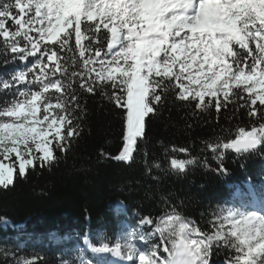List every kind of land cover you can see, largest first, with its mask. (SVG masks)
<instances>
[{
	"label": "snow or ice",
	"instance_id": "obj_1",
	"mask_svg": "<svg viewBox=\"0 0 264 264\" xmlns=\"http://www.w3.org/2000/svg\"><path fill=\"white\" fill-rule=\"evenodd\" d=\"M17 63L23 66L0 75L5 190L29 169L51 167L82 135L86 95L99 94L119 110L121 148L102 155L129 166L169 98L193 116L215 111L217 121L224 110L226 119L243 111L248 126L235 135L221 126L200 141L198 155L172 145L163 148L166 168L145 159V174L154 181L160 177L153 169L184 176L198 166L227 174L229 154L234 161L264 158V0H0V66ZM237 196L238 206L211 212L207 229L170 204L159 217L137 213L136 226L120 243L82 241L117 264H216L220 253L226 254L223 264H264V188ZM0 253L7 264L41 259Z\"/></svg>",
	"mask_w": 264,
	"mask_h": 264
},
{
	"label": "trees",
	"instance_id": "obj_2",
	"mask_svg": "<svg viewBox=\"0 0 264 264\" xmlns=\"http://www.w3.org/2000/svg\"><path fill=\"white\" fill-rule=\"evenodd\" d=\"M22 66H0V75ZM82 103L87 108L83 132L69 150L57 153L59 159L51 167L29 169L25 179L17 178L7 190L0 188V248L5 251L39 257L38 264H61L62 259L79 264L78 256L93 264H111L110 259L85 251L82 239L91 245L120 243L136 226L137 213L159 217L170 211V204L207 229L213 210L238 206L236 192L252 188L259 193L264 188V158L255 155L234 161L229 154L227 174L198 166L184 176L153 169L151 175L159 176L158 181L145 174V159L148 165L158 160L167 167L164 147L188 146L198 155L200 141L218 134L221 126L235 135L238 127L249 124L242 110L231 119H226L230 112L224 110L217 121L215 111L211 116H193L190 108L169 98L160 116L148 124L147 140L140 145L137 161L129 166L102 155L115 156L121 148L119 110L99 94L86 95ZM169 156L184 158L182 153L169 152ZM225 255L214 256L216 264H223ZM0 264H7L3 253Z\"/></svg>",
	"mask_w": 264,
	"mask_h": 264
},
{
	"label": "rangeland",
	"instance_id": "obj_3",
	"mask_svg": "<svg viewBox=\"0 0 264 264\" xmlns=\"http://www.w3.org/2000/svg\"><path fill=\"white\" fill-rule=\"evenodd\" d=\"M236 195H237V192H236ZM84 250L85 251H88L89 253H91V251L87 248V246L84 245ZM113 260L116 261V258L113 257ZM117 262V261H116Z\"/></svg>",
	"mask_w": 264,
	"mask_h": 264
},
{
	"label": "bare ground",
	"instance_id": "obj_4",
	"mask_svg": "<svg viewBox=\"0 0 264 264\" xmlns=\"http://www.w3.org/2000/svg\"><path fill=\"white\" fill-rule=\"evenodd\" d=\"M123 208V207H122Z\"/></svg>",
	"mask_w": 264,
	"mask_h": 264
}]
</instances>
